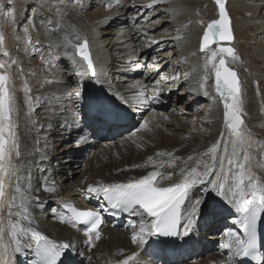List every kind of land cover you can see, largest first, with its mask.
<instances>
[{
    "label": "bare ground",
    "instance_id": "6f19581e",
    "mask_svg": "<svg viewBox=\"0 0 264 264\" xmlns=\"http://www.w3.org/2000/svg\"><path fill=\"white\" fill-rule=\"evenodd\" d=\"M192 1L16 0L12 3L11 8L16 9L15 24L9 23V18L6 29V20L0 17V33L11 44L18 43L14 42L13 28L24 19L26 9H31L24 28L32 31L29 37L32 42L27 48L20 42L17 53L8 50L9 42L4 43L8 55L0 53V61L6 65L0 73L9 76L8 88L14 98L12 118L19 156L14 154L12 160L18 165L20 177L12 176L5 181V207L0 209V224L6 225L9 218L17 219L20 193L15 188L19 186L21 193L31 196L29 210L34 218L31 227L57 243H70V248L76 251V257L66 259L65 264H117L133 252L137 253L134 264H157L143 255L144 247L132 243L133 228H104L100 239H92L89 246L80 231L59 221L55 207L58 203L82 201L88 194V186H97L98 182L120 184L137 180L150 171H159L164 176L173 173L170 179L158 178L157 182L163 186L182 180L181 169L190 170L197 161L211 163V156L204 154L221 139L222 132L226 138L227 131L223 104L212 87L210 74L205 89L209 95H203L199 88L206 54L199 51L198 40L206 23L216 19L217 14L211 0ZM227 4L228 9L242 15V20L231 21L232 47L237 49V54L241 46L235 35L240 34L244 39L242 56L230 66L238 72L243 127L250 137L247 151L252 159L247 167L264 183V167L260 166L264 164V0H227ZM207 11L211 15L203 16ZM64 35L69 36L71 44L63 40ZM77 36L86 39L90 46L102 98L116 97L127 109L124 119L130 116V123L117 126L118 132H129L101 141V146L92 150L94 156L85 162L80 158L94 148L96 140L86 135L87 130L77 119V114L83 111V102L76 92L81 87L86 92L94 82L88 85L85 78H77L78 72H84L81 61L73 59V45L81 42ZM256 38L262 41L258 51L249 46ZM14 54H17L15 60ZM34 55L37 62L29 59ZM162 78L167 80L162 87L176 95L177 104L156 111L158 108L149 100L156 90L151 88V82H161ZM34 109L40 113H33ZM145 122L147 127L141 129ZM105 126L108 132L113 130L110 124ZM133 128L135 132L130 133ZM81 136L86 141H80ZM66 142L72 144L64 145ZM59 145L62 147L57 150ZM223 150L221 143L217 153L223 154ZM157 153H172V157ZM149 157L153 163H149ZM54 162L56 165L50 164ZM169 162H173L172 167H168ZM161 163L164 166L158 167ZM216 168H219L218 160ZM197 170L202 172L203 165ZM212 178L214 173L191 192L193 199L204 201L194 224L202 252L195 261L189 256L187 263L169 254L162 264H229L222 247L226 239L215 240L211 233L221 227L222 213H237L225 198L210 191L208 181ZM46 188L54 190L46 191ZM13 197H16L14 201ZM9 202L13 203L11 212L7 207ZM200 219L205 220L201 223ZM4 239L10 243L7 235ZM207 244L209 250H205ZM34 245L35 242L31 249L12 254L11 264H32Z\"/></svg>",
    "mask_w": 264,
    "mask_h": 264
},
{
    "label": "snow or ice",
    "instance_id": "6c2138e0",
    "mask_svg": "<svg viewBox=\"0 0 264 264\" xmlns=\"http://www.w3.org/2000/svg\"><path fill=\"white\" fill-rule=\"evenodd\" d=\"M6 3L11 5L13 0H6ZM216 3L219 5V19H214L207 24L199 46L200 51L206 54L203 64L204 75L199 81V88L203 91V95L208 96L209 92L205 89L209 74L214 77L212 87L220 103L223 104V121L227 131V137L225 138L222 132L221 139L204 154L211 156V163L200 160L190 170L181 169L180 174L183 179L166 187L158 186L157 180L158 178L170 179L173 173L164 176L159 171H150L147 175L125 184L105 185L98 182L97 186L89 185L87 193L102 194L112 209L140 217L139 224H133L131 241L142 248L151 237H187L189 235L204 203L201 198L193 199L191 192L196 185L203 183L206 177L214 173V178L208 181L211 186L210 191L225 198L239 214L238 222L243 233V236H240L231 231L225 232L227 239L222 247L229 249L233 256L250 257L256 261V264H262L264 258H258L257 254V221L264 215V183L247 167L252 159L247 151L251 146L250 137L243 127L240 80L238 73L230 66L231 63L239 60V56L233 47L223 46L221 43L231 42L233 35L223 0H216ZM13 15L14 9L11 7L6 9L5 0H0V17L11 18ZM27 31L25 29V33ZM76 38L81 42L73 45L75 54L87 65V72H78L77 75L84 77L90 74L96 77L87 40L79 36ZM63 40L66 43H72L68 35H64ZM27 43H31L30 38ZM3 45L4 36L0 33V53L7 56L8 53ZM212 45L216 47L213 48ZM0 69H6L3 61H0ZM188 75L186 73L185 78ZM8 82L9 76L6 73H0V209L5 207L4 197L7 187L5 181L10 180L12 176H17L19 170L18 165L12 160L14 154L19 156V151L16 126L12 118V113L15 111L14 98L9 92ZM27 91L28 89L25 88L26 93ZM76 126L79 127V124ZM146 127L147 122L140 125L141 129ZM86 139L84 136L80 137V141H86ZM221 143L224 146L223 154H218L217 149ZM157 155L172 157V153H157ZM217 160L219 161L218 169L216 168ZM149 163H153L151 157H149ZM201 164L202 172L197 170ZM163 166V163L158 165V167ZM172 166L173 162H169L168 167ZM260 166L264 167V164ZM17 179L20 177L17 176ZM45 190L53 191L54 189L46 188ZM15 192L20 193L19 210L15 212L17 219L12 221L9 218L6 225L0 224V264H11L12 254L31 249L33 242H35L34 255L39 257L41 264H58L62 255L72 245L54 242L31 227L34 222L29 210L31 196L27 192L21 193L19 186L15 188ZM15 199L16 197H13V201ZM7 207L11 212L13 203L9 202ZM62 207L64 210L58 216L61 223L67 222L73 228L79 225L85 226L84 235L88 237L89 246H92L93 237L96 240L100 239L99 229L102 221L98 211L91 208L80 209L71 203H65ZM5 235L9 237L10 243L4 239ZM136 259L137 253L133 252L117 264H134Z\"/></svg>",
    "mask_w": 264,
    "mask_h": 264
},
{
    "label": "rangeland",
    "instance_id": "374dc122",
    "mask_svg": "<svg viewBox=\"0 0 264 264\" xmlns=\"http://www.w3.org/2000/svg\"><path fill=\"white\" fill-rule=\"evenodd\" d=\"M136 1V0H135ZM192 1V0H191ZM14 3H16V0H14L13 1ZM66 2H67V0H66ZM207 1H201V3H206ZM192 3H194V1H192ZM12 6V4L11 5H8L7 3H5V7L6 8H8V7H11ZM154 8H155V6H154ZM227 9H228V4H227ZM15 11H16V9H14V20H13V22H12V17L10 18V20H9V18H3V19H5L6 20V22H4V26H5V28L7 29V27H8V22H7V20H9V23H13V24H15L14 23V21H15ZM204 12V11H203ZM26 14L24 15L25 17H24V19L19 23V24H17V26H15L13 29H14V31H15V34H14V36H13V39H14V42H18V43H16L15 45H13V44H11V41H9V39L6 41V39L4 40V43H8L9 42V45H8V50H10V51H12L13 53H17V46L19 45V46H21L22 44L24 45L25 44V47L27 48L28 47V45H29V43H27V40L29 39V37L31 36L32 37V31H30V30H28L27 31V33H25V24L28 22V19L29 18H26L27 16L26 15H28L29 13H31V9H26V12H25ZM228 13H229V16H230V18H231V21H233L234 22V20H242V15L240 14L239 15V13H236V12H233V11H231L230 9H228ZM205 14H207V15H211V12L210 11H207L206 13H203L202 15L204 16ZM89 16V15H88ZM1 19V18H0ZM232 22V23H233ZM32 23V21H30V24ZM5 28H4V30H5ZM22 28H24V29H22ZM24 30V31H23ZM23 32V33H22ZM31 32V33H30ZM30 34V35H29ZM235 38H236V40L237 41H239V43H238V46H241V48H239L238 49V56L240 55V56H242V42H243V40L244 39H242V36L240 35V34H237V35H235ZM30 40H31V42H32V39L30 38ZM259 40V41H258ZM20 42H23L22 44L20 43ZM241 42V43H240ZM259 43L261 44L262 43V41H261V39H259V38H256V39H254V42L253 43H251V45H249V46H252L251 47V49H253V50H256V51H258L259 50ZM4 46V45H3ZM21 48V47H20ZM19 48V49H20ZM26 48H24L25 50H26ZM258 49V50H257ZM237 50V49H236ZM29 54H33L32 52H30L29 51ZM14 56V60L16 59V57H17V54H14L13 55ZM13 56H11V57H13ZM19 58V57H18ZM29 59H31V60H33V62H37L36 60H38V57H35V55L33 56V59H32V57H30ZM21 73V72H20ZM132 73V72H131ZM43 100H47V97H43ZM177 103H175L174 105H176ZM173 105V106H174ZM175 109V108H174ZM35 111H36V113H40V110H36V109H34L33 110V113H35ZM186 119H187V121H189V117H187V116H184ZM184 117H182L183 119H185ZM135 130L136 129H132V131L130 132V133H132V132H135ZM191 132H192V130H191ZM89 138H90V136H89V134H86ZM69 144H72L71 142H66V144H64V145H69ZM97 144V145H96ZM96 144L94 145V148H92L91 150H89L88 152H86V153H84L83 154V157L82 158H80V160H83V162H85V161H87L90 157H93L94 156V154L92 153L93 151V149H94V151H95V147H99V146H101V142H96ZM62 146L61 145H59L56 149L57 150H59L60 148H61ZM113 149V148H112ZM111 149V150H112ZM105 150H107L106 148L103 150V151H105ZM51 165H56V162H54L53 164L52 163H50ZM69 180H71V178L69 179ZM187 263V262H186Z\"/></svg>",
    "mask_w": 264,
    "mask_h": 264
},
{
    "label": "water",
    "instance_id": "95a60500",
    "mask_svg": "<svg viewBox=\"0 0 264 264\" xmlns=\"http://www.w3.org/2000/svg\"><path fill=\"white\" fill-rule=\"evenodd\" d=\"M212 1V3L214 4V6H215V9H216V14H217V17H216V19H219V5L216 3V0H211ZM223 3H224V6H225V11H226V13H227V16H228V18H229V21H230V28H231V31H232V23H231V18H230V16H229V14H228V10H227V8H226V4H227V0H223ZM212 21V20H211ZM211 21H209V22H211ZM209 22H207L206 23V25L204 26V28L202 29V33H201V35L199 36V40H198V49H199V51H200V41H201V38H202V36H203V32H204V29L206 28V26H207V24L209 23ZM232 35H233V31H232ZM234 42V36H233V40L231 41V42H227V41H224V42H221L222 43V45L223 46H230V47H232V43ZM213 46H215V45H212V47ZM216 47V46H215ZM89 49V48H88ZM91 57V56H90ZM93 62V61H92ZM85 65H86V63H85ZM94 65V64H93ZM86 67H87V65H86ZM236 72H237V70H235ZM238 73V72H237ZM214 83V77H212V84ZM219 98V97H218Z\"/></svg>",
    "mask_w": 264,
    "mask_h": 264
}]
</instances>
